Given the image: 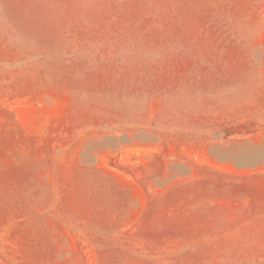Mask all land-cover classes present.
Wrapping results in <instances>:
<instances>
[{"label":"rangeland","instance_id":"374dc122","mask_svg":"<svg viewBox=\"0 0 264 264\" xmlns=\"http://www.w3.org/2000/svg\"><path fill=\"white\" fill-rule=\"evenodd\" d=\"M0 264H264V0H0Z\"/></svg>","mask_w":264,"mask_h":264}]
</instances>
